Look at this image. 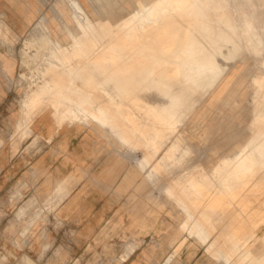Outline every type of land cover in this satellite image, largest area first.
<instances>
[{"label": "rangeland", "instance_id": "obj_1", "mask_svg": "<svg viewBox=\"0 0 264 264\" xmlns=\"http://www.w3.org/2000/svg\"><path fill=\"white\" fill-rule=\"evenodd\" d=\"M235 2L217 12L212 0H0V264H264V29L248 14L255 0ZM170 18L184 27L166 29ZM116 70L175 85L186 101L175 126L163 94L124 90ZM68 128L99 140L134 182L95 189L88 163L55 183L48 157L65 154ZM69 180L86 181L80 203H108L99 230L82 206L60 210ZM235 219L245 229L231 242Z\"/></svg>", "mask_w": 264, "mask_h": 264}, {"label": "crops", "instance_id": "obj_2", "mask_svg": "<svg viewBox=\"0 0 264 264\" xmlns=\"http://www.w3.org/2000/svg\"><path fill=\"white\" fill-rule=\"evenodd\" d=\"M76 135L77 131H75V129L68 128L62 139L58 141L60 142V145H62L65 149V154L60 157H55L52 153L49 154V166L51 168L55 167V169L50 170L53 177H56L55 183L67 176L72 178L71 174L74 173L73 169L75 166H84L88 165V163H91L90 165L94 168L92 170L94 171V173H92V180L94 183H98V185L94 186L95 189H104L105 187L109 188L110 183H116V185H118V181H121V179L122 181L120 183L121 188L123 189L124 182L122 177L124 168L121 161L115 158H106V151L101 144H98L99 140L94 138V136L82 134L83 136H80V138H76L79 140H75ZM45 162L46 161H44L43 164L44 166ZM84 182L86 181H81V186ZM73 184L74 181L72 180L66 182L67 191L70 193L72 190V192L66 199L63 200L64 202L60 204V210L63 211V214H68L70 216L74 214L76 210H78L77 208H80L82 206V209H80L79 212L82 211L85 212V214H91L90 220H88L87 222V226L99 230L101 228L103 217L107 213L106 207L108 203L105 199L101 198H97L95 200V203H91L90 205H84L83 203H80V198L79 195H76V190L80 189L81 186L78 184ZM46 188L53 189L54 186L49 185V187ZM83 188H86V186H82V189ZM86 205H89L88 208L85 207ZM71 217H74V215Z\"/></svg>", "mask_w": 264, "mask_h": 264}, {"label": "bare ground", "instance_id": "obj_3", "mask_svg": "<svg viewBox=\"0 0 264 264\" xmlns=\"http://www.w3.org/2000/svg\"><path fill=\"white\" fill-rule=\"evenodd\" d=\"M106 1H109V0H106ZM236 1H238V0H236ZM233 4H236L235 0H212L211 9L213 11H217L218 12L219 8H220V5H222L226 10H228V9L232 8L231 6H233ZM249 8L250 9L248 10L249 11L248 14H250L254 18V24L257 25V24H260L262 22L263 23V29H264V0H255V4L250 6ZM238 10H239V16H237V19L240 18V16L243 15V13H245V12H243L244 9H238ZM230 20H231V22L234 21V19H231V18H230ZM174 24H178L177 19L170 18L168 20V22H167L166 29H169V28H171V29H176V28L177 29H182L184 27V25H177L174 28L173 27ZM0 25H1V23H0ZM188 28H190L192 31L196 30V27L194 25L193 26H189ZM201 32H206V31L202 30ZM209 32H206V34L208 35ZM120 34H121V36H124L125 35L124 30L121 29L120 30ZM229 38H230V41L232 42V44L235 45L236 41L234 40L233 36L230 35ZM176 39H177V34H176L175 31H173L172 32V36H171V41L174 42ZM197 44H198V46H200L202 48V54H201L202 57L207 58L208 61H213V62L215 61V64H218V62L220 60L217 59V57H214V55L211 56V57H207L206 56V53H210L209 52L210 48L207 49V51H206V45H208L207 43L202 44L201 41L198 39V43ZM208 47H209V45H208ZM224 48H226V47H224ZM112 49H114L113 46H112ZM164 50L159 53L157 60H160L159 58H161L162 54L167 51V49L165 51ZM203 54H204V56H203ZM228 66H229V63L226 64L225 68L228 69L229 68ZM80 68H81V66L72 64V65H70V68H69L70 70L69 71L70 72H76L75 75H73V76H76V77H79V78L81 77L80 81L88 82L89 81L88 79L82 77V75L80 73H77V72H80ZM117 71L118 70H116V72L113 71V73L110 75V77L113 78L114 80H116L121 85V88H123L124 90H126L128 92L133 91L136 95H139V96H142V97H144L145 95L148 94V96H152V97H156L157 98L159 96H162V94H163V97H164L163 106H164L165 113L168 115L167 116L168 119H169L168 123L170 125H172V126H175V123L172 122V120H171L172 119V114H173L172 111L175 110V109L177 110L178 107L183 106L185 104V102H186L185 100L180 98V95L178 93V88L175 87V85H169L166 88H162L161 85L149 88L147 86V82L148 81H147L146 77L139 76V77L135 78V77H132V75H131L132 71L130 73L128 72L127 75L126 74L124 75L122 73H119L120 71L119 72H117ZM133 71L139 72L140 71V66L139 65L135 66ZM242 84L243 83L240 82V86H242ZM183 89L186 90L187 88H183ZM201 95L202 94H201L200 91L197 92V93L196 92L192 93L193 99H195V98L199 99L201 97ZM125 101H126V99H125ZM34 104H35V108H34L35 112L33 114L32 121L34 120L36 115L41 111V108H43V105L45 103L40 101V102L34 103ZM180 112H182V111L180 110ZM180 112H178V113H180ZM67 114H69V113H67ZM28 115H30V114H28ZM62 115H61V117H62ZM28 117H30V116H28ZM94 117H96V116H94ZM93 121H95V118H91L90 116H87L85 118L84 123L89 125ZM61 123L62 122H60V124ZM218 146L220 147V146H222V144H218L215 147V150H214L215 153H218V151H217V150H219ZM130 159H131V157H130ZM132 160H135V162L137 164V167L139 168L140 172H144L143 171V169H144L143 161H141L140 158H138V159L132 158ZM137 175H138L137 173L136 174H134V173L127 174L125 176V179H124L125 184L130 185L132 182H134V180L137 177ZM143 182H144V180L142 182L138 183V185H137L138 189L141 190V191H143V189H144ZM198 183H200V182H198ZM198 183L194 182L193 186L197 187L196 185H198ZM148 197H150L149 194H148ZM182 201L185 202L186 198H182ZM217 202L219 203L220 200H217ZM185 205H186V203H185ZM244 229H245V224L243 222H241L240 220L237 221L235 219L229 224V228H228L227 233L225 234V237L228 238L229 241L234 242L235 240H233V238H236V237L240 236V233Z\"/></svg>", "mask_w": 264, "mask_h": 264}]
</instances>
